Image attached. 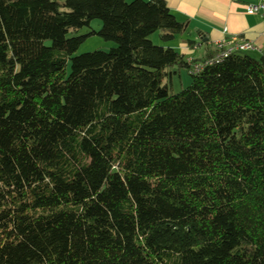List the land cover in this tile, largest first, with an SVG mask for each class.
<instances>
[{"label": "trees", "instance_id": "obj_1", "mask_svg": "<svg viewBox=\"0 0 264 264\" xmlns=\"http://www.w3.org/2000/svg\"><path fill=\"white\" fill-rule=\"evenodd\" d=\"M94 21L116 48L76 56ZM186 30L165 0H0V264H264V55L170 95L191 64L151 37Z\"/></svg>", "mask_w": 264, "mask_h": 264}, {"label": "crops", "instance_id": "obj_2", "mask_svg": "<svg viewBox=\"0 0 264 264\" xmlns=\"http://www.w3.org/2000/svg\"><path fill=\"white\" fill-rule=\"evenodd\" d=\"M175 19L187 26L184 34L160 46L189 62L200 63L217 54L215 46L232 38L251 43L255 59L264 55V22L250 11L258 0H165ZM178 76V75H174ZM173 78V76H172Z\"/></svg>", "mask_w": 264, "mask_h": 264}, {"label": "rangeland", "instance_id": "obj_3", "mask_svg": "<svg viewBox=\"0 0 264 264\" xmlns=\"http://www.w3.org/2000/svg\"><path fill=\"white\" fill-rule=\"evenodd\" d=\"M136 0H126L127 3H133ZM147 1V0H146ZM102 29L101 21H94L91 23L89 28L83 29L79 34H70L69 37L75 36H89L86 42L80 47L76 56H81L84 54L94 53L96 51L109 52L110 50L116 48L114 43L105 42L102 38L99 37V33ZM96 33V34H93ZM151 42L157 46L161 47V41L159 35L156 34L151 37ZM171 86L169 88L170 95H178L188 89L192 84V77H190L185 70L180 72V75L173 76Z\"/></svg>", "mask_w": 264, "mask_h": 264}, {"label": "built area", "instance_id": "obj_4", "mask_svg": "<svg viewBox=\"0 0 264 264\" xmlns=\"http://www.w3.org/2000/svg\"><path fill=\"white\" fill-rule=\"evenodd\" d=\"M250 11L253 14L258 15L264 22V0H258V3L250 7ZM217 51L216 56L200 63L189 62L190 69L187 74L190 77H195L201 74L207 68L219 65L222 62L230 59L234 55L245 54L248 52L256 51L255 47L240 38H232L230 41L217 44L215 46Z\"/></svg>", "mask_w": 264, "mask_h": 264}, {"label": "bare ground", "instance_id": "obj_5", "mask_svg": "<svg viewBox=\"0 0 264 264\" xmlns=\"http://www.w3.org/2000/svg\"><path fill=\"white\" fill-rule=\"evenodd\" d=\"M223 63V62H222ZM220 65V64H219ZM216 66H218V65H216ZM214 67V66H213ZM208 69V68H207Z\"/></svg>", "mask_w": 264, "mask_h": 264}]
</instances>
